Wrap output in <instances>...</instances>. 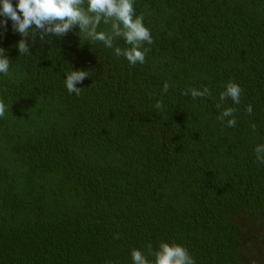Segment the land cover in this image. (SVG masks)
<instances>
[{
    "label": "trees",
    "instance_id": "obj_1",
    "mask_svg": "<svg viewBox=\"0 0 264 264\" xmlns=\"http://www.w3.org/2000/svg\"><path fill=\"white\" fill-rule=\"evenodd\" d=\"M133 6L154 41L143 64L114 54L122 38L107 48L78 28L29 41L28 55L10 20L0 32L10 60L0 100L11 106L0 118V264H133V248L151 260L160 241L195 264H243L235 218L264 219L254 154L264 144V0ZM71 67L90 73L79 96L64 84ZM229 80L240 103L218 108ZM204 87L210 96L184 94ZM223 107L235 109L234 127L218 119Z\"/></svg>",
    "mask_w": 264,
    "mask_h": 264
},
{
    "label": "clouds",
    "instance_id": "obj_2",
    "mask_svg": "<svg viewBox=\"0 0 264 264\" xmlns=\"http://www.w3.org/2000/svg\"><path fill=\"white\" fill-rule=\"evenodd\" d=\"M134 0H0V32L7 29L8 21H11L13 31L19 34L20 39L16 42V48L20 55L30 54V43L37 40L45 41L47 37H63L74 28L79 29V36L83 35L86 40L102 42L107 48H113L114 41L122 38L127 47H114L116 56H123L130 65L145 63L148 48L145 44L154 43L150 30L143 23V16L137 15L134 8ZM108 25V30H98L100 25ZM10 60L6 55V49L0 47V73L7 75ZM87 70L72 67L66 72L64 84L69 93L79 96L81 84L88 78ZM170 85L166 81L163 84V92L167 93ZM241 87L236 82L229 80L219 93L217 107H222L223 102L229 98L235 104L240 103ZM191 94L193 98L207 97L211 95L207 87L203 89L189 88L184 92ZM0 100V118H4L10 110ZM157 109L163 108L162 101L155 104ZM246 111L251 114L252 106L248 105ZM235 109L223 107L218 119L224 121L228 127H234L236 120ZM253 131L255 124L251 125ZM256 160L264 164V144H258L254 148ZM116 238H119L118 234ZM148 259L144 252L133 248L131 259L133 264H195V260L189 254L186 247L176 242L160 241L158 247L153 249L148 246ZM107 264H112L108 261Z\"/></svg>",
    "mask_w": 264,
    "mask_h": 264
},
{
    "label": "rangeland",
    "instance_id": "obj_3",
    "mask_svg": "<svg viewBox=\"0 0 264 264\" xmlns=\"http://www.w3.org/2000/svg\"><path fill=\"white\" fill-rule=\"evenodd\" d=\"M235 219L243 264H264V219L244 213Z\"/></svg>",
    "mask_w": 264,
    "mask_h": 264
}]
</instances>
